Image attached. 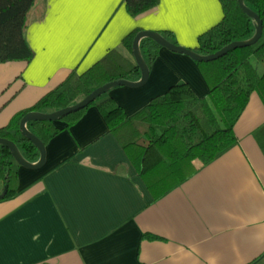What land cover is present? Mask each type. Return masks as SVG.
<instances>
[{
  "label": "crops",
  "instance_id": "0c3cea01",
  "mask_svg": "<svg viewBox=\"0 0 264 264\" xmlns=\"http://www.w3.org/2000/svg\"><path fill=\"white\" fill-rule=\"evenodd\" d=\"M222 17L220 0H160L138 18L124 0H39L26 28L32 58L0 62V128L72 70L111 49L133 56L122 42L133 29L168 31L194 49ZM179 82L197 96L209 90L196 60L160 46L144 84L106 94L131 115ZM233 128L236 144L207 164L194 159L196 171L154 199L98 108L87 107L45 144L43 166H19L16 194L0 200V264H264L259 93Z\"/></svg>",
  "mask_w": 264,
  "mask_h": 264
},
{
  "label": "trees",
  "instance_id": "16d2710c",
  "mask_svg": "<svg viewBox=\"0 0 264 264\" xmlns=\"http://www.w3.org/2000/svg\"><path fill=\"white\" fill-rule=\"evenodd\" d=\"M38 1L0 0V62L29 61L32 58L26 28L30 11ZM124 1L134 18L155 9L160 3V0ZM220 3L223 17L198 36V45L194 48L198 54L216 52L232 41L249 39L255 33L256 21L246 14L238 0H220ZM249 7L262 20L260 38L254 44L230 49L219 58L196 60L209 87L206 96L195 95L186 82H179L164 94L151 98L135 113L127 115L106 92L88 106L57 120H31L26 124L27 129L46 144L63 127L77 121L87 107L96 106L154 199L161 197L196 171L194 159L207 164L237 143L233 127L253 91L264 99V0H253ZM139 31L133 29L123 38L122 42L130 53ZM158 32L176 43L172 33ZM158 47L160 45L149 37L140 39V53L148 67L156 57ZM139 78L140 69L134 56L111 49L83 73L72 70L30 108L15 114L6 126L0 128V137L13 141L24 159L35 162L39 151L19 129L24 114L49 112L75 104L94 88L111 80L135 81ZM175 91L189 96L175 99L171 96ZM19 166L9 148L0 144V181L3 184L0 200L16 194Z\"/></svg>",
  "mask_w": 264,
  "mask_h": 264
},
{
  "label": "water",
  "instance_id": "95a60500",
  "mask_svg": "<svg viewBox=\"0 0 264 264\" xmlns=\"http://www.w3.org/2000/svg\"><path fill=\"white\" fill-rule=\"evenodd\" d=\"M239 5L241 8L246 12L248 16L253 18L256 21V28L255 33L253 36L246 40H236L232 41L216 52L201 55L198 54L194 49L181 46L177 43H172L169 40H167L165 37H163L158 31L154 30H140L134 37L132 42V53L134 56V59L139 66L140 69V78L138 80L132 81V80H126V79H116L111 80L103 85H100L96 88H94L89 94H87L85 97H83L80 101L76 102L75 104L66 106L64 108H60L57 110L49 111V112H38V111H31L24 114L19 122V129L20 131L27 136L30 141L37 147L39 151V158L35 162H30L24 159V157L20 154L16 144L4 137H0V144L5 145L9 148L11 151L12 156L15 158V160L19 163L20 166L26 167V168H40L43 166L45 159H46V148L45 144L32 132H30L27 129V122L31 120H57L61 117L67 116L70 113H73L75 111H78L86 106H88L95 98H97L99 95L106 93L110 88L117 86V85H126V86H140L144 84L149 76V67L146 64L145 60L143 59L140 49H139V41L143 37H149L153 39L155 42H157L160 46H163L171 51L183 53L194 60L198 61H208L213 60L216 58H219L220 56L224 55L227 51L230 49H234L236 47L240 46H247L254 44L261 36L262 34V20L258 16V14L250 8L248 5L245 4L244 0H238Z\"/></svg>",
  "mask_w": 264,
  "mask_h": 264
},
{
  "label": "snow or ice",
  "instance_id": "6c2138e0",
  "mask_svg": "<svg viewBox=\"0 0 264 264\" xmlns=\"http://www.w3.org/2000/svg\"><path fill=\"white\" fill-rule=\"evenodd\" d=\"M165 2H168V0H165ZM187 2H205V0H187Z\"/></svg>",
  "mask_w": 264,
  "mask_h": 264
},
{
  "label": "rangeland",
  "instance_id": "374dc122",
  "mask_svg": "<svg viewBox=\"0 0 264 264\" xmlns=\"http://www.w3.org/2000/svg\"><path fill=\"white\" fill-rule=\"evenodd\" d=\"M249 6H252V4H251V3H249Z\"/></svg>",
  "mask_w": 264,
  "mask_h": 264
}]
</instances>
